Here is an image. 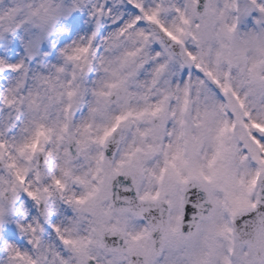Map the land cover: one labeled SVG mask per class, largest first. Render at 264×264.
I'll return each mask as SVG.
<instances>
[{
    "label": "snow or ice",
    "instance_id": "snow-or-ice-1",
    "mask_svg": "<svg viewBox=\"0 0 264 264\" xmlns=\"http://www.w3.org/2000/svg\"><path fill=\"white\" fill-rule=\"evenodd\" d=\"M0 264H264V0H0Z\"/></svg>",
    "mask_w": 264,
    "mask_h": 264
}]
</instances>
